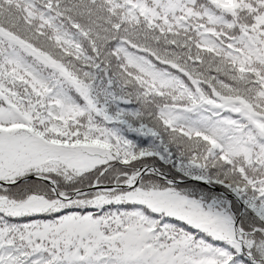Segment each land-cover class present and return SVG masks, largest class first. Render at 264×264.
<instances>
[{"label":"snow or ice","instance_id":"obj_1","mask_svg":"<svg viewBox=\"0 0 264 264\" xmlns=\"http://www.w3.org/2000/svg\"><path fill=\"white\" fill-rule=\"evenodd\" d=\"M0 264H264V0H0Z\"/></svg>","mask_w":264,"mask_h":264}]
</instances>
